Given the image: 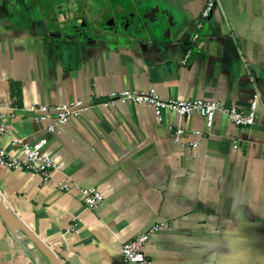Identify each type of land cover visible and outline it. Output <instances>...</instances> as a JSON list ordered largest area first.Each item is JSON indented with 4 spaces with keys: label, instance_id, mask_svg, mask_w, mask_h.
I'll list each match as a JSON object with an SVG mask.
<instances>
[{
    "label": "crops",
    "instance_id": "obj_1",
    "mask_svg": "<svg viewBox=\"0 0 264 264\" xmlns=\"http://www.w3.org/2000/svg\"><path fill=\"white\" fill-rule=\"evenodd\" d=\"M205 1L0 0V148L45 137L60 166L43 183L0 165V201L59 264H123L122 244L160 222L151 264H264V0H218L190 43ZM150 87L243 111L256 96L255 120L217 112L207 129L198 114L105 103ZM77 100L53 135L54 114L35 123L29 110ZM82 189L102 195L96 209ZM0 264L48 262L0 218Z\"/></svg>",
    "mask_w": 264,
    "mask_h": 264
},
{
    "label": "built area",
    "instance_id": "obj_2",
    "mask_svg": "<svg viewBox=\"0 0 264 264\" xmlns=\"http://www.w3.org/2000/svg\"><path fill=\"white\" fill-rule=\"evenodd\" d=\"M218 0H206L203 6L200 19L195 25V32L190 39V43H195L199 38V30L203 21L208 19L216 7ZM191 49L187 47L184 51L183 61H186L191 55ZM257 97L255 96L246 111L235 107H226L216 100L205 99H173L160 97L153 87L145 91L123 90L111 93L106 104L114 105L116 103H136L152 109L156 118L160 119L161 112L168 110L178 116L189 117L198 114L205 120V126L209 129L212 126L214 115L218 112L223 114L232 124L240 127H249L254 123L257 106ZM30 111L38 112L33 116V121L38 123L44 121L48 115L54 114V122L48 124L46 132L53 135L57 131V125L66 123L72 118H77L83 111L82 102L77 100L73 103H63L55 106L37 105L31 106ZM5 130L4 124L0 122V133ZM182 134L181 129H176L174 140L177 141ZM14 143L20 144V151L16 155L7 154L0 148V165L9 170H19L31 172L38 176L41 182L45 183L51 176V173L60 168L50 155L44 149L47 145L45 137L37 140L33 144L21 143L14 139ZM195 146L196 143H190ZM60 191H67L69 186L66 183L59 185ZM81 202L90 210L96 209L102 202V195L96 189H82ZM166 227V223H155L147 231L136 235L132 240L122 244L120 258L123 264H151L145 252V244L152 234Z\"/></svg>",
    "mask_w": 264,
    "mask_h": 264
},
{
    "label": "water",
    "instance_id": "obj_3",
    "mask_svg": "<svg viewBox=\"0 0 264 264\" xmlns=\"http://www.w3.org/2000/svg\"><path fill=\"white\" fill-rule=\"evenodd\" d=\"M0 218L8 228L20 231L46 258L48 264H59L52 251L20 219L11 213L1 201Z\"/></svg>",
    "mask_w": 264,
    "mask_h": 264
},
{
    "label": "rangeland",
    "instance_id": "obj_4",
    "mask_svg": "<svg viewBox=\"0 0 264 264\" xmlns=\"http://www.w3.org/2000/svg\"><path fill=\"white\" fill-rule=\"evenodd\" d=\"M96 7H97V4H96V3H93V2H92V3L90 4V8H91V9H94V8H96ZM109 16H110V15H109Z\"/></svg>",
    "mask_w": 264,
    "mask_h": 264
},
{
    "label": "flooded vegetation",
    "instance_id": "obj_5",
    "mask_svg": "<svg viewBox=\"0 0 264 264\" xmlns=\"http://www.w3.org/2000/svg\"><path fill=\"white\" fill-rule=\"evenodd\" d=\"M84 31L82 30L80 33L82 34Z\"/></svg>",
    "mask_w": 264,
    "mask_h": 264
}]
</instances>
